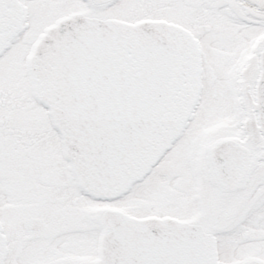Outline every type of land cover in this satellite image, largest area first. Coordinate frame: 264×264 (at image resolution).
<instances>
[{
	"label": "snow or ice",
	"instance_id": "1",
	"mask_svg": "<svg viewBox=\"0 0 264 264\" xmlns=\"http://www.w3.org/2000/svg\"><path fill=\"white\" fill-rule=\"evenodd\" d=\"M0 264H264V0H0Z\"/></svg>",
	"mask_w": 264,
	"mask_h": 264
}]
</instances>
